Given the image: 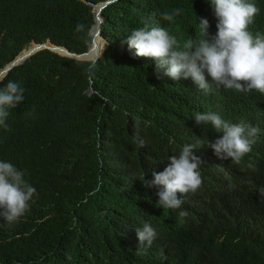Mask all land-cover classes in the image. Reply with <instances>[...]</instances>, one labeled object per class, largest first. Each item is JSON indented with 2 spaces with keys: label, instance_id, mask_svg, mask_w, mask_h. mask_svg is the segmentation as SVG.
<instances>
[{
  "label": "trees",
  "instance_id": "16d2710c",
  "mask_svg": "<svg viewBox=\"0 0 264 264\" xmlns=\"http://www.w3.org/2000/svg\"><path fill=\"white\" fill-rule=\"evenodd\" d=\"M104 1L0 0V70L33 43L87 52L91 5ZM256 2L250 28L264 34V0ZM177 8L174 23L163 20ZM103 16L107 47L94 75L91 61L44 50L3 82L26 92L10 110L11 131L0 128V158L25 170L38 195L5 227L0 264H157L133 240L137 219L155 208L154 189L139 179L151 180L168 161L183 126L213 92L158 73L156 60L136 56L125 40L135 28L160 25L183 43L198 34V17L210 21V35L217 19L208 0H119ZM78 23L85 32L76 31ZM253 183L264 188L263 168ZM211 206L209 221L225 236V249L196 256L194 264H264V216L247 217L232 203Z\"/></svg>",
  "mask_w": 264,
  "mask_h": 264
},
{
  "label": "clouds",
  "instance_id": "9594fccd",
  "mask_svg": "<svg viewBox=\"0 0 264 264\" xmlns=\"http://www.w3.org/2000/svg\"><path fill=\"white\" fill-rule=\"evenodd\" d=\"M208 2L217 19L211 35L210 21L198 17V34L183 43L160 25L135 28L125 40L136 56L154 58L158 73L190 78L200 91L213 92L183 126L168 161L151 180L139 179L154 189L155 208L137 219L133 240L137 250L152 251L157 264H194L196 256L224 251L225 236L209 221L213 201L232 203L247 217L264 216V188L253 183L264 169V34L250 28L260 8L256 0ZM181 11L162 18L174 23ZM85 30L76 25L77 32ZM95 66L92 60L91 75ZM5 79L0 76V128L11 131L10 110L25 100L26 88ZM36 195L26 171L0 158V241Z\"/></svg>",
  "mask_w": 264,
  "mask_h": 264
},
{
  "label": "water",
  "instance_id": "95a60500",
  "mask_svg": "<svg viewBox=\"0 0 264 264\" xmlns=\"http://www.w3.org/2000/svg\"><path fill=\"white\" fill-rule=\"evenodd\" d=\"M119 0H107L96 5H91L93 7V15L95 18V24L90 30L91 43L89 49L85 53H76L71 51L65 46H58L53 44L50 40L45 43H33L28 49L23 50L19 55H17L11 62L7 63L1 70L0 76H8L15 68L22 66L28 60H31L33 56L37 53L48 50L58 55L67 57L71 60L76 61H97L102 53L105 51L107 42L103 37L102 26L105 22L103 16V11L110 5L118 2ZM90 4V3H88ZM94 91L92 88L88 90L89 94H92Z\"/></svg>",
  "mask_w": 264,
  "mask_h": 264
}]
</instances>
